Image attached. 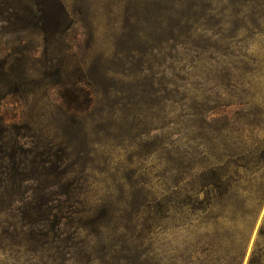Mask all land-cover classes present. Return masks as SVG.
I'll return each instance as SVG.
<instances>
[{"label": "rangeland", "instance_id": "rangeland-1", "mask_svg": "<svg viewBox=\"0 0 264 264\" xmlns=\"http://www.w3.org/2000/svg\"><path fill=\"white\" fill-rule=\"evenodd\" d=\"M247 124L264 0H0V264H264V202L183 205Z\"/></svg>", "mask_w": 264, "mask_h": 264}, {"label": "trees", "instance_id": "trees-1", "mask_svg": "<svg viewBox=\"0 0 264 264\" xmlns=\"http://www.w3.org/2000/svg\"><path fill=\"white\" fill-rule=\"evenodd\" d=\"M225 122L236 128V121L231 123L230 119H226ZM253 127L247 124L246 132L252 134L254 131H264L263 125ZM253 140L250 136L245 137L244 143H241L243 146L241 155H227L226 157V159L231 160L237 159L236 157L239 156V160L245 163V167H242L244 176H240L236 172L230 173L231 171L227 168L224 169L218 159L215 169L209 171L210 175L204 174L202 176L203 185L195 189L198 193L204 192L203 194H206L207 198L205 202H197L195 205L194 202L190 201V203L183 204L184 207L191 206L193 207L194 215H201L207 212L208 208L215 210L218 206H222V202H225L227 205L235 206L237 213H232L230 217L222 218L223 221L226 220L231 228H234L241 220L242 223H247L252 217L251 215H255L256 210L264 202V139L260 141L256 140L258 142H254ZM241 198L242 200H240ZM200 215H195L196 220L201 218ZM186 221L189 222L188 219ZM218 221L219 217H213V224L215 226H217ZM208 224L209 222L206 225ZM200 230L201 223L197 226L198 233ZM263 237L264 223L258 234L259 239ZM199 241L200 244L203 243L200 237ZM261 247V242H256L249 264H261Z\"/></svg>", "mask_w": 264, "mask_h": 264}]
</instances>
